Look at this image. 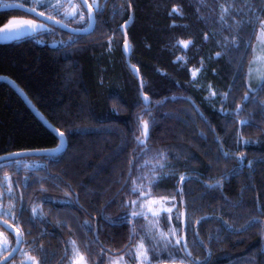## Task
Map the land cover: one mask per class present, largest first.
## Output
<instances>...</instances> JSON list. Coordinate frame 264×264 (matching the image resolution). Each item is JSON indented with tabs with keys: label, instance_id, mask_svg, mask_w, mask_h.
<instances>
[{
	"label": "trees",
	"instance_id": "trees-1",
	"mask_svg": "<svg viewBox=\"0 0 264 264\" xmlns=\"http://www.w3.org/2000/svg\"><path fill=\"white\" fill-rule=\"evenodd\" d=\"M89 1L88 35L0 42V76L68 139L0 162V218L23 235L7 264H264V0ZM80 5L82 22L36 9L84 28ZM60 142L0 82V157Z\"/></svg>",
	"mask_w": 264,
	"mask_h": 264
},
{
	"label": "rangeland",
	"instance_id": "rangeland-1",
	"mask_svg": "<svg viewBox=\"0 0 264 264\" xmlns=\"http://www.w3.org/2000/svg\"><path fill=\"white\" fill-rule=\"evenodd\" d=\"M1 2H6V0H0ZM23 2L29 3L35 8L44 7L46 9H51V12L56 13L62 18L72 19L78 18L79 22H82L83 16L81 11V5L76 0H22ZM68 1V2H67ZM6 4V3H5ZM53 27L52 24L41 20L35 16H21V17H13L6 24L0 27V42H10L14 40H18L23 38L26 35H33L40 31L50 30ZM13 32L18 33V37L13 38L6 36L5 33ZM264 36V31L261 32L259 38V44L261 42L262 37ZM258 52V45L256 47ZM259 60V64L257 67H261L262 62L264 60V55L257 57ZM148 211L159 214L164 211H168V208L165 207L161 202L156 200H151L144 204ZM2 209V204L0 203V212ZM145 212H147L145 210ZM12 237L9 233L0 226V256L9 250L12 247ZM175 257L176 255H171ZM82 257V259H81ZM131 255H116L112 256L110 264H133ZM32 264H39L38 260L32 261ZM73 264H90L88 259L82 254L76 253L75 258L73 260Z\"/></svg>",
	"mask_w": 264,
	"mask_h": 264
},
{
	"label": "water",
	"instance_id": "water-1",
	"mask_svg": "<svg viewBox=\"0 0 264 264\" xmlns=\"http://www.w3.org/2000/svg\"><path fill=\"white\" fill-rule=\"evenodd\" d=\"M83 6L85 9L89 12L90 15V22L89 25L84 28H76L71 25H68L64 23L63 21H60L58 19H55L35 8H32L30 6L24 5L22 3H10L6 5H0V11H7V10H20L24 12V9H32L34 11L29 12V15L35 16L40 18L41 20H44L52 25H55L57 27L62 28L63 30L76 35H88L92 33L95 30L96 24H97V17H96V11L94 10L93 6L89 2V0H81ZM13 5H17L18 7H13ZM39 13H43V15H39ZM125 53L127 55L131 54V45L130 42L127 41L125 46ZM6 82L10 84L18 93L19 95L25 100V102L28 104V106L35 112V114L47 125L61 140L58 147L48 150H35V151H24V152H18L14 154H10L7 156L0 157V162L5 160H10L13 158H22L27 156H33V155H48V156H59L62 153H64L68 148V139L67 136L60 131L58 128H56L42 113L39 111V109L34 105V103L31 101V99L27 96V94L23 91V89L11 78L9 77H2L0 76V82ZM62 134V137L59 135ZM0 226H2L5 230H7L9 233L14 235L15 237V246L12 248L9 254H7L2 260H0V264H7L10 261H12L17 254L20 252L22 246H23V235L22 233L11 223L7 222L6 220L0 218ZM168 264V263H165ZM179 264V263H174Z\"/></svg>",
	"mask_w": 264,
	"mask_h": 264
},
{
	"label": "snow or ice",
	"instance_id": "snow-or-ice-1",
	"mask_svg": "<svg viewBox=\"0 0 264 264\" xmlns=\"http://www.w3.org/2000/svg\"><path fill=\"white\" fill-rule=\"evenodd\" d=\"M13 7H18L17 5H13ZM31 11H34V10H32V9H24V12H25V14H28L29 12H31ZM39 15H43V13H39ZM5 35L6 36H9V37H13V38H16V37H18V33H13V32H8V33H5ZM185 47H187V45H185ZM61 137H62V134H59ZM81 259H82V257H81Z\"/></svg>",
	"mask_w": 264,
	"mask_h": 264
}]
</instances>
